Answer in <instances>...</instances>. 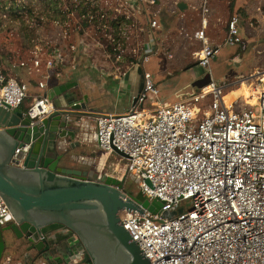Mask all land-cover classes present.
<instances>
[{
	"label": "built area",
	"instance_id": "1",
	"mask_svg": "<svg viewBox=\"0 0 264 264\" xmlns=\"http://www.w3.org/2000/svg\"><path fill=\"white\" fill-rule=\"evenodd\" d=\"M142 2L155 1H127ZM200 12V29L192 38L201 47L194 55L198 66L210 70L220 46L210 43L206 35L208 0L201 1ZM241 24L240 15L228 18L222 45L241 43ZM150 28H158L157 22L151 21ZM75 52L71 46L36 55L32 67L58 68ZM136 66L142 69L143 85L136 102L125 114L95 118L84 136L108 155L114 153L112 147L126 155L125 171L133 177L137 191L150 202L162 204L156 214L121 212L123 229L150 264H264V88L257 105L233 109L223 102L224 88L211 79L188 100L163 103L153 118L146 119L144 104L158 91L151 73L143 65ZM29 85L0 71V106L15 111L28 100L27 109L20 112L38 122L54 108L44 81L37 82L33 96ZM29 149L30 144L16 148L11 164L19 165ZM163 211L175 214L166 219ZM13 221L0 196V227ZM2 262L15 264L4 255Z\"/></svg>",
	"mask_w": 264,
	"mask_h": 264
},
{
	"label": "rangeland",
	"instance_id": "2",
	"mask_svg": "<svg viewBox=\"0 0 264 264\" xmlns=\"http://www.w3.org/2000/svg\"><path fill=\"white\" fill-rule=\"evenodd\" d=\"M127 1L0 0V71L9 70L14 78L21 73L22 68L30 71L36 55L50 54L55 49L64 51L74 46L76 52L68 55L69 62L75 59V62L80 63L88 61L110 64L121 70H126L133 64L143 65L156 82L158 102L188 100L190 94L196 91V87L200 88L212 79L224 88L223 97L228 94L231 99L238 98L230 108L249 107L253 104L252 90L262 91L264 88V0H218L217 6L213 8L214 21L209 20L206 30L210 43L220 46L218 55L211 60L210 70L208 67L197 65L195 53L188 54L198 52L201 46L192 38V31H187L184 27V22L181 23L177 34L164 36L159 32L149 33L146 22L150 23L151 16L147 21L137 18L138 16H134V4ZM154 1L160 3L161 0ZM222 3L227 7L222 6ZM138 4L144 5L143 2ZM234 12L243 15V43L230 47L222 44L226 22ZM119 19L122 20L118 21ZM113 20L118 21L116 29L109 27ZM113 36L118 37L115 42ZM112 46L115 47L116 54L109 51L108 48ZM149 52L152 54L149 55ZM117 55L120 56L118 60ZM145 55H149V60L142 63ZM188 57L194 59L189 60L191 67L184 64V59ZM21 63H24V67ZM64 66L65 64L59 66L58 72L63 70ZM34 70V80H30V84L36 86L43 69ZM16 79L20 81V78ZM128 80L127 85L138 90L142 84V75L138 74L137 70L132 71ZM188 80L192 81L186 83ZM136 93L138 94L137 91ZM28 103L29 101L25 100L15 111H25ZM154 107L149 105L147 111L153 112ZM95 149L97 151L94 157L97 159L106 158L108 155L96 147ZM128 165L126 159L112 153L101 168L100 174L121 179ZM127 181L131 182L132 190L137 192L136 185L132 184L133 177L128 175ZM3 237L8 245L4 258L9 256L15 264L19 261L22 263L21 251L24 245L13 252L10 248V242L14 243L13 233L4 232Z\"/></svg>",
	"mask_w": 264,
	"mask_h": 264
},
{
	"label": "water",
	"instance_id": "3",
	"mask_svg": "<svg viewBox=\"0 0 264 264\" xmlns=\"http://www.w3.org/2000/svg\"><path fill=\"white\" fill-rule=\"evenodd\" d=\"M177 8L182 11L186 5L178 3ZM46 96L54 111L38 122L0 106V196L14 218L0 227V262L8 246L3 234L9 231L31 243L21 251L22 264H150L123 229L119 214H156L162 204L134 192L128 170L118 179L65 165L73 158L70 149L86 143L88 124L102 115L94 112L77 82H57L46 89ZM24 144H30L28 153L12 165L15 149ZM174 214L162 212L166 219ZM65 233L71 236L67 247L79 249L82 260L71 263L60 251ZM10 248L15 252L20 247L10 242Z\"/></svg>",
	"mask_w": 264,
	"mask_h": 264
},
{
	"label": "crops",
	"instance_id": "4",
	"mask_svg": "<svg viewBox=\"0 0 264 264\" xmlns=\"http://www.w3.org/2000/svg\"><path fill=\"white\" fill-rule=\"evenodd\" d=\"M201 1L202 0H161L160 3L155 1L154 4H134V16H138L137 18L144 19V21H147V19L151 16L150 22L156 21L158 25V28L151 29L150 23L148 24L146 22V28L149 30V33L152 34H155L156 32H159V34L161 35L164 34V36L171 35L174 33L177 34V32H179V30L181 29V23L183 22L185 23L184 27L187 29V31H192L193 34L195 31L200 29ZM217 2L219 1L211 0L210 2H208L209 13L206 15L207 27L210 22V19L212 22L214 21L212 20V17L214 16L213 8L215 5L217 6ZM178 3L185 4L186 8L182 11H179L177 8ZM222 4V6L227 7L226 4ZM143 6H145V8ZM224 8L223 10L226 11V8ZM192 53H196V51L188 52L189 55H191ZM184 60V64L190 66L192 65V63H189V60L191 61L194 59L188 57ZM135 70H137L138 74L142 73V69H139L136 64H133L131 67H127L126 70H121V68L115 67L110 64H97L95 62L88 61L85 63H80V61L75 62L74 59L72 62L66 63L63 70H61L60 72H58L57 68L49 70L43 69V73L41 74V76L39 78L37 77V82L44 81L46 89L49 86L56 84L57 82H77L81 94L87 95L88 100L93 106V110L97 115H120L127 113L129 109L133 106V100L137 95L136 91L138 92L137 89H133L132 86L127 85V82H129V73ZM1 72L7 77H13L12 73L9 70H2ZM34 75L35 70L33 67L30 69V71L27 68H22L21 73L19 75H15L14 78H20V81L30 82V80H34ZM191 81L192 80H188L186 83H190ZM153 82L154 84L156 83L154 79ZM35 87L36 86H33L31 84L29 85L31 96L36 94ZM197 88L199 87H196L195 89ZM157 96L158 93L156 96L149 95L144 104L145 107L148 108L149 105L153 106L156 102L160 104L169 103L164 102L163 100H161L162 102H158V100H156ZM154 110L155 107L152 111ZM93 123L94 119L88 124L91 129L93 127ZM89 144H92V146H89ZM96 151L97 150L95 149L94 144L86 141L85 144L70 149V154L73 158L69 161V163H66L65 165H67L68 167H73L74 169L84 171H95L98 172L99 175H102L100 174L101 168L108 160L109 155H107L106 158L101 157L100 159H97L94 157ZM19 263L22 264L20 261Z\"/></svg>",
	"mask_w": 264,
	"mask_h": 264
},
{
	"label": "flooded vegetation",
	"instance_id": "5",
	"mask_svg": "<svg viewBox=\"0 0 264 264\" xmlns=\"http://www.w3.org/2000/svg\"><path fill=\"white\" fill-rule=\"evenodd\" d=\"M132 184L134 185L135 181ZM61 238L62 239H61V241L58 244L59 247H60V251L62 253H64L71 260V263L73 261H75L77 258H79V260H82V255H81V252H80V250L78 248H77L78 250L75 252L73 250V248L67 247L69 245V241H70L71 236H69V235H67L65 233L63 236H61ZM13 240H14V243H16L19 246L24 245V249H26V248L31 246V243L28 242L27 239L24 238V237H22L20 239H16L15 235L13 234ZM69 251L71 253V256L69 255Z\"/></svg>",
	"mask_w": 264,
	"mask_h": 264
},
{
	"label": "bare ground",
	"instance_id": "6",
	"mask_svg": "<svg viewBox=\"0 0 264 264\" xmlns=\"http://www.w3.org/2000/svg\"><path fill=\"white\" fill-rule=\"evenodd\" d=\"M241 84H246V83H241ZM240 84V85H241ZM251 97L252 99L254 100L253 104L250 106H255L257 105V102H258V98H259V95L262 93V91L260 90H257V89H253L252 92H251ZM238 99V98H237ZM237 99H231L228 94H226L224 97H223V102L224 104L227 106V107H230V105ZM154 106L156 107L155 109H158V108H161L162 107V104L160 103H155ZM154 117V111L153 112H148L145 116L146 119H151Z\"/></svg>",
	"mask_w": 264,
	"mask_h": 264
},
{
	"label": "trees",
	"instance_id": "7",
	"mask_svg": "<svg viewBox=\"0 0 264 264\" xmlns=\"http://www.w3.org/2000/svg\"><path fill=\"white\" fill-rule=\"evenodd\" d=\"M235 5V4H234ZM232 6V5H231ZM236 11V10H235ZM236 12H234L233 14H235ZM238 15V14H237ZM241 18H243V15L241 16ZM120 20H122V19H119L118 21H120ZM118 21L117 20H113V21H111L110 23H109V27L110 28H112V29H116L117 28V26H118ZM123 22H125L126 23V21H124V18H123ZM242 36V35H241ZM116 39H118V37H116V36H113V40H114V42L116 41ZM241 43H243V39H242V41H241ZM240 43V44H241ZM115 47H109L108 49H109V51L110 52H112V53H114V54H116V49H114ZM118 54V53H117ZM191 67V66H190Z\"/></svg>",
	"mask_w": 264,
	"mask_h": 264
}]
</instances>
